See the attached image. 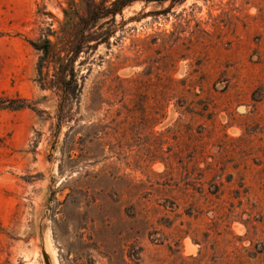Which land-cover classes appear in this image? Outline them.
<instances>
[{
	"label": "rangeland",
	"instance_id": "1",
	"mask_svg": "<svg viewBox=\"0 0 264 264\" xmlns=\"http://www.w3.org/2000/svg\"><path fill=\"white\" fill-rule=\"evenodd\" d=\"M66 1L0 0V264H264V0L127 8L59 128Z\"/></svg>",
	"mask_w": 264,
	"mask_h": 264
},
{
	"label": "trees",
	"instance_id": "2",
	"mask_svg": "<svg viewBox=\"0 0 264 264\" xmlns=\"http://www.w3.org/2000/svg\"><path fill=\"white\" fill-rule=\"evenodd\" d=\"M187 0H67L61 7L63 18L52 23L36 40L29 44L39 53L38 83L42 90L51 91L59 98V128L67 118L69 107L79 102L85 88L86 76L82 70L95 57L101 46L111 47V39L120 31L117 17L136 3H169V9ZM102 58V57H100ZM88 75L91 68L87 69ZM103 82H100L94 98H102ZM0 100L4 109L30 108L26 100ZM18 103V104H17ZM94 111L93 108L89 109ZM93 128V127H89ZM72 149L75 142H71Z\"/></svg>",
	"mask_w": 264,
	"mask_h": 264
},
{
	"label": "water",
	"instance_id": "3",
	"mask_svg": "<svg viewBox=\"0 0 264 264\" xmlns=\"http://www.w3.org/2000/svg\"><path fill=\"white\" fill-rule=\"evenodd\" d=\"M43 256H44V259H45V263L46 264H51L50 257L45 251L43 252Z\"/></svg>",
	"mask_w": 264,
	"mask_h": 264
},
{
	"label": "bare ground",
	"instance_id": "4",
	"mask_svg": "<svg viewBox=\"0 0 264 264\" xmlns=\"http://www.w3.org/2000/svg\"><path fill=\"white\" fill-rule=\"evenodd\" d=\"M54 263L57 264L56 254L53 255Z\"/></svg>",
	"mask_w": 264,
	"mask_h": 264
}]
</instances>
